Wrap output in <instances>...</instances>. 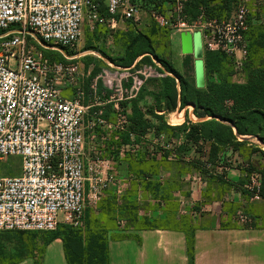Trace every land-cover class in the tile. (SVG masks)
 I'll list each match as a JSON object with an SVG mask.
<instances>
[{
  "label": "built area",
  "instance_id": "2783aa9c",
  "mask_svg": "<svg viewBox=\"0 0 264 264\" xmlns=\"http://www.w3.org/2000/svg\"><path fill=\"white\" fill-rule=\"evenodd\" d=\"M186 2L167 4L173 8L167 19L154 14L161 28L199 35L205 52L220 54L234 77L242 75L250 54L249 20L259 16L264 22V0H240L221 20L204 8L191 20ZM139 10L132 0H0V160L22 159L20 177L0 178V232L50 233L62 224L80 229L87 208L98 206L114 183L108 159L96 155L85 166V134L105 144L107 135L128 132L127 106L150 79L171 74H162L154 60L139 68L111 66L90 82L86 103L78 56L66 52L82 40L85 19L91 29L96 24L114 29L138 22ZM64 87L74 89L72 98L63 96ZM99 131L106 134L101 139ZM134 146L120 150L135 152ZM261 188V176L250 174L245 190L251 201L263 200ZM235 216L245 226L252 223L242 212Z\"/></svg>",
  "mask_w": 264,
  "mask_h": 264
},
{
  "label": "trees",
  "instance_id": "16d2710c",
  "mask_svg": "<svg viewBox=\"0 0 264 264\" xmlns=\"http://www.w3.org/2000/svg\"><path fill=\"white\" fill-rule=\"evenodd\" d=\"M148 2L155 4V10H158L166 4L173 3L174 0H141L140 5L147 7ZM132 3H135V0H132ZM239 3L240 0H187L185 10L191 20L195 19L203 8L210 18L221 20L227 18L235 11ZM101 10L103 15H107L104 7ZM254 21L255 19L252 18L249 20V60L254 61L258 57L261 61L257 66L252 62L245 65L247 76L246 82L243 84L234 83L230 80L234 76L232 66L229 61L218 53L205 52L203 60L205 87L198 88L193 77L194 65L192 56L184 57V72L181 73L172 64L157 56L153 41L148 36L135 30H129V33L126 32L121 34L120 38L117 37V41L120 40L123 44L124 52L121 58L115 60L117 65L123 68H130L134 65L136 68L144 65H153V57L161 62L163 66L162 74L169 73L171 76L148 81L138 99L130 103L131 114L129 115L130 126L128 132L120 135H117V133L107 135L108 141L105 146L110 150V154L114 158H123L131 162L132 168L143 165V169L137 170L135 173L138 179L142 178L141 176L146 170L144 168L152 170L149 166L150 164L145 166L142 162H139L137 154L128 158L125 152L122 153L120 149L123 145L131 144L130 134L137 138L147 135L148 131L154 127V122H151L150 118L158 121L163 120V116L155 114V109L165 113H172L178 109L179 103L181 110L187 105H193L195 116L202 122L191 124L190 131L184 125L177 128H166L163 125L157 128L158 132H170L174 139L179 138L180 135L184 136L185 139L195 138L196 142L203 139V141L210 143L209 160L211 162H216L212 157L214 155L217 157L221 149H239L244 143H248L250 139L258 141V145L264 150V24L258 25L253 23ZM129 26L131 27V24ZM45 54L47 57L63 61L59 55L46 52ZM213 79L215 80L213 81ZM100 88H102L101 85ZM147 95H153L155 103L154 106L146 108L145 105L143 108L141 104ZM227 102L232 103L230 107L226 106ZM108 111H110V108ZM99 134L102 135L101 131H99ZM115 137H118L119 141H115ZM137 152L139 153V150ZM260 153L264 159V151L261 150ZM156 156L162 161L160 163L163 164L165 160L160 158V153H157ZM156 165H159V163L154 165L153 170H158L159 168L160 170L168 169L171 171L172 179L164 186L156 182L150 184L153 186H149L148 182L140 181V183L142 187L144 185L150 187L149 190L152 196L158 200V203L166 202L173 190L185 188L182 184L181 176L185 174L187 169L185 166L182 167L180 162H170L167 167H161V165L157 167ZM251 171V168L246 170L247 176L245 179L247 182ZM211 179V183L215 182L217 184L220 182L225 188L228 189V186L230 187L220 177H211ZM261 179L262 188L260 195L264 200V166L261 168ZM124 210L125 215L123 218H127L126 220L130 222L132 227L141 230H156L175 221L173 214H169L167 220L158 218L151 220L146 217L139 220L137 215L139 209L136 202L130 203L125 200ZM86 214L87 211L80 229H74L69 225L62 224L55 232L44 234L48 236V242L56 239L62 241L67 264H111L109 257V240L111 236L109 231L106 229L104 221L101 222L100 219L91 218L93 217V215L91 216L92 212L89 214V219H86ZM176 221H184L183 223L189 224V219L180 220L176 218ZM84 227H88L86 234L82 232ZM187 233L189 239L192 240L194 236L193 230L191 229V232L187 231Z\"/></svg>",
  "mask_w": 264,
  "mask_h": 264
},
{
  "label": "crops",
  "instance_id": "0c3cea01",
  "mask_svg": "<svg viewBox=\"0 0 264 264\" xmlns=\"http://www.w3.org/2000/svg\"><path fill=\"white\" fill-rule=\"evenodd\" d=\"M181 35V50H183L179 57L182 64L184 57H193V77L198 87L196 65L199 62L202 63L204 85L202 84L201 88H204L205 51L203 48H197L195 36H191V39L184 42ZM197 51L200 52V57ZM153 60L157 61L152 57V62ZM88 91L90 90H85L86 103L91 98V92L89 94ZM74 94L73 88L64 87V97L72 98ZM150 98L152 103H155L154 96L147 95L142 104L145 106L150 103ZM187 108L186 106L180 111L179 119L186 113L197 118L191 110L188 112ZM178 109H180V103ZM127 111L130 115V104L127 106ZM155 114L163 116L165 112L155 109ZM168 125L175 128L182 124ZM96 155L110 161V175L114 178V183L104 194L97 208H92L91 214L93 219H102L109 231L111 264H264V200L251 201L249 193L245 190L247 173L243 166L227 167L226 171L219 170L215 173L216 177L222 178L230 187L227 185V189L222 183H217L220 184L222 199L212 198V202L203 203V214L194 209L199 212V216H193L192 209L187 211L185 206L188 205L190 196L187 197L188 194H184L183 190L182 192L180 189H175L167 200V203L173 206L172 211L169 210L171 205L165 210L163 201L158 203L157 200L156 212H151L161 220H167L169 214H173L175 221L156 230H141L132 227L126 219L120 222H118L119 219H115L119 218L117 202L126 200L130 203L131 201L140 203L144 200L143 195L137 192L139 180L135 175L137 170L143 169V165L132 168L131 162L123 158H114L106 146H101L99 141L92 142L87 132L85 134V166H88ZM160 165L159 162L157 167ZM158 170L160 175L157 176L162 179L157 183L164 186L172 179L171 171L165 168ZM184 177L183 174L181 180ZM133 189L136 192V200L130 199L132 194L127 195V192ZM191 196L194 198L193 195ZM212 197H216V194L213 193ZM239 212L249 217L252 223L245 226L238 221L235 215ZM149 217L152 218V215ZM143 218V216L138 217L139 220ZM176 218L189 219V224L183 223L184 221L177 222ZM191 229L194 235L192 240L187 233V231L191 232ZM0 264H67V261L60 239L48 242V236L44 233L9 232L0 233Z\"/></svg>",
  "mask_w": 264,
  "mask_h": 264
},
{
  "label": "rangeland",
  "instance_id": "374dc122",
  "mask_svg": "<svg viewBox=\"0 0 264 264\" xmlns=\"http://www.w3.org/2000/svg\"><path fill=\"white\" fill-rule=\"evenodd\" d=\"M140 1L141 0H135L134 3L140 7L137 16L138 22H123L118 24L114 29H110L106 26L96 24L95 26H93V29H91L89 23L87 22V19L84 20L82 40L78 44L75 51L66 52L70 56H78L75 59V63L79 68V72L82 78V86L85 88L84 90L87 91L88 88L90 90V82L94 78L98 77L104 69L113 70L111 66L123 68L115 63V60L121 58L124 55L123 44L119 39V41H117V37L120 38L121 34L126 33L129 30H135L151 38L157 56L162 58L164 61L172 64L181 73L184 72V67L181 58L179 57V54L183 50H181L180 33H177L173 30H164L163 28H161V26L158 24L154 17V14L159 13L161 16L164 17V19H167L170 17V12L173 10V8L169 7L166 4L160 9L155 10V4L148 2L147 7H143L142 5H140ZM255 13L259 15L258 9ZM260 20H262V18H259L258 16V18H256L253 23L258 25L264 24ZM129 24H131V27L129 26ZM248 42L250 46L249 39ZM86 51H89L90 53L80 56V54ZM156 60L161 64L158 59ZM260 61L261 60L258 57L254 59V61H252L251 59L249 60L248 58L246 64L252 62L255 64V66H257ZM161 67L163 68L162 64ZM95 71L96 74L94 75ZM246 73L247 72L245 69L242 75L235 77L232 76L230 80L234 83L243 84L246 82ZM233 75H235L234 71ZM150 80L154 81L159 79L153 78ZM214 80L215 79H213V81ZM198 87L201 88L202 85L199 84ZM88 92L90 94V91ZM149 102L150 103L146 105V108L154 106V103H152L151 98ZM231 104V102H227L226 106L230 107ZM142 106L144 108V104H142ZM187 107L188 108L186 110L188 112L189 110H191V112L194 113L193 105H187ZM180 111L181 109H178L172 114L165 113V115H163V120L159 121L150 118L151 122H154V127L148 131L145 137L137 138L135 136L133 140L130 137V143L135 145L134 147L137 151L139 150V153L137 151L133 152V150L130 148L129 151L125 152V155L129 158L131 157V155L137 154L139 162H142V164H144L145 166L150 164L149 166L150 168H152V170H147V168H144L146 170L144 171L143 176H141L142 178L139 177L140 179H138L139 183L140 181L146 183L148 182L149 186H153L150 185L153 184V182H161L160 179H162L160 176H157L160 175L158 174L157 170H153L154 165L156 163L162 162L156 156L157 153H160V158L165 160L163 162L164 164H161V167H167L170 162L182 163L181 166H185L187 171L185 172V177L182 180V184L185 186V188L180 190L185 191L182 192L184 194L187 193V197L190 196V201H188V205L185 206V209L187 211L192 209L193 216H199V212L195 210H199L203 214V203L212 202V198L216 200H219V198L222 199L220 184H215V182L211 183V177L217 178L215 176V173L218 172L221 167H223V170H225L224 168L232 166H243L245 170L251 168V174L255 173L261 176V168L264 166V159L260 152L261 150H264L260 148V146L258 145V141L250 139L248 143H244L239 149H221V152L217 155V157L216 155L212 157V159L214 158L216 162H211V160H209L211 152L210 143L203 141V139H200L198 142H196L195 138L185 139L182 135H180L179 138L177 137V139H174V137H172L173 135L170 132H158V127L160 128L164 125L166 128H171V126L168 124L178 123H181L182 125L180 126L184 125L187 130L190 131L191 124H197L202 122V120L194 118L192 114L189 115V113L183 114L181 116V119H179L181 114ZM101 134L102 135H100V139L102 136L106 135L103 132H101ZM137 140L140 141L137 142ZM99 143L101 144V146H105V144H103L101 140L99 141ZM136 146L138 148H136ZM21 175V158L7 157L3 160H0V178H17ZM148 185H144V187H142V184L140 183L139 189H137V192H139V194L141 193L144 198V200H141V202L139 201L140 203H137L139 209L137 215L149 218L151 220H156L157 217H155L151 212L155 211V208L157 207V200L152 197L151 191L149 190L150 187ZM213 193L216 194V197H212ZM128 194H132V197L130 198L131 200H136L135 189H133L131 192H127V195ZM191 195H193L194 198H192ZM116 205L117 212L119 213V218H116L115 220L119 219L118 222H120L123 221V216L125 215V200L117 202ZM170 205L167 203V201L163 202V207L165 210L169 208ZM171 207L173 206L171 205ZM93 208H97V206ZM91 212L92 207L89 206L87 208L86 219H89V214ZM149 215H152L153 219L150 218ZM100 221L103 222L102 219H100ZM87 228L88 227L83 228L82 232H84V234H86Z\"/></svg>",
  "mask_w": 264,
  "mask_h": 264
},
{
  "label": "water",
  "instance_id": "95a60500",
  "mask_svg": "<svg viewBox=\"0 0 264 264\" xmlns=\"http://www.w3.org/2000/svg\"><path fill=\"white\" fill-rule=\"evenodd\" d=\"M181 36H182V39H183L184 42H185L186 40L191 39V35H190V34H182ZM194 40H195V42H196L197 48H198V49H201L202 46H201L200 36H199V35H196V36L194 37ZM197 54H198V56L200 57V52H199V51H197ZM196 72H197V81H198V83H199L200 85H202L203 82H204V81H203L204 77H203V68H202V63H201V62L197 63V65H196Z\"/></svg>",
  "mask_w": 264,
  "mask_h": 264
}]
</instances>
